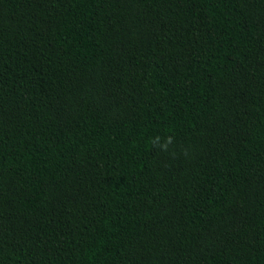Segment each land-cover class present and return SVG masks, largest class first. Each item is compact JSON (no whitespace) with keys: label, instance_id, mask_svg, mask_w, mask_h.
<instances>
[{"label":"trees","instance_id":"obj_1","mask_svg":"<svg viewBox=\"0 0 264 264\" xmlns=\"http://www.w3.org/2000/svg\"><path fill=\"white\" fill-rule=\"evenodd\" d=\"M0 264H264V0H0Z\"/></svg>","mask_w":264,"mask_h":264}]
</instances>
